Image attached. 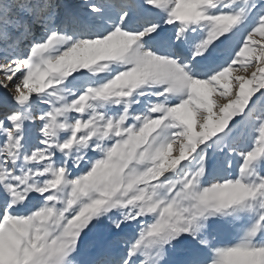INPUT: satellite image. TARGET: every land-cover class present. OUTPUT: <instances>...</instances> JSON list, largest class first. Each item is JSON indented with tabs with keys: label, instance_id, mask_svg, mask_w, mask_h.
<instances>
[{
	"label": "snow or ice",
	"instance_id": "1",
	"mask_svg": "<svg viewBox=\"0 0 264 264\" xmlns=\"http://www.w3.org/2000/svg\"><path fill=\"white\" fill-rule=\"evenodd\" d=\"M0 264H264V0H0Z\"/></svg>",
	"mask_w": 264,
	"mask_h": 264
}]
</instances>
